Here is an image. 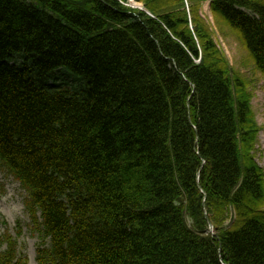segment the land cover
<instances>
[{
	"label": "trees",
	"instance_id": "obj_1",
	"mask_svg": "<svg viewBox=\"0 0 264 264\" xmlns=\"http://www.w3.org/2000/svg\"><path fill=\"white\" fill-rule=\"evenodd\" d=\"M120 1L0 0V168L36 263L264 264L260 127L208 0H137L153 17ZM210 11L264 79V0Z\"/></svg>",
	"mask_w": 264,
	"mask_h": 264
},
{
	"label": "rangeland",
	"instance_id": "obj_2",
	"mask_svg": "<svg viewBox=\"0 0 264 264\" xmlns=\"http://www.w3.org/2000/svg\"><path fill=\"white\" fill-rule=\"evenodd\" d=\"M200 15L212 31L216 46L224 54L231 68L249 83L252 109L260 127L254 156L257 165L264 172V79L254 69L253 62L238 36L224 25L216 23L210 13L208 2L203 4ZM25 197L26 193L19 184L0 168V240L3 235L8 234L16 241V258L13 260L15 264L19 260L26 264H36L35 252L40 240L38 235L32 232L30 219L23 204ZM231 216L233 213H229L225 225L230 222ZM5 247L6 245L2 243L0 252Z\"/></svg>",
	"mask_w": 264,
	"mask_h": 264
},
{
	"label": "bare ground",
	"instance_id": "obj_3",
	"mask_svg": "<svg viewBox=\"0 0 264 264\" xmlns=\"http://www.w3.org/2000/svg\"><path fill=\"white\" fill-rule=\"evenodd\" d=\"M134 7L138 8V7H141V6H134Z\"/></svg>",
	"mask_w": 264,
	"mask_h": 264
}]
</instances>
